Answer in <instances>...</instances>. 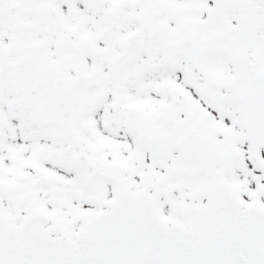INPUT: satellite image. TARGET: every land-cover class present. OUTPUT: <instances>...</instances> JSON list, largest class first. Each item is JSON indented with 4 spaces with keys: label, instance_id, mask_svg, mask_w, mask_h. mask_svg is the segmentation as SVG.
<instances>
[{
    "label": "snow or ice",
    "instance_id": "1",
    "mask_svg": "<svg viewBox=\"0 0 264 264\" xmlns=\"http://www.w3.org/2000/svg\"><path fill=\"white\" fill-rule=\"evenodd\" d=\"M0 264H264V0H0Z\"/></svg>",
    "mask_w": 264,
    "mask_h": 264
}]
</instances>
